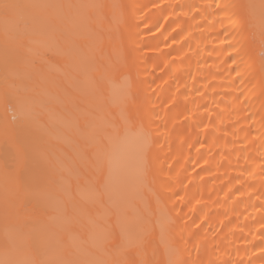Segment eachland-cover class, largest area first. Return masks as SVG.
<instances>
[{
	"label": "bare ground",
	"instance_id": "obj_1",
	"mask_svg": "<svg viewBox=\"0 0 264 264\" xmlns=\"http://www.w3.org/2000/svg\"><path fill=\"white\" fill-rule=\"evenodd\" d=\"M19 2L103 7L41 8L18 19L23 57L8 84L28 114L23 125L6 111L0 58V251L6 225L50 227L52 210L26 189L63 176L70 198L56 195L67 212L48 232L58 250L63 242L68 251L71 238L80 242L70 249L78 258L94 252L110 262L164 264L167 242L183 264H264L261 0ZM101 78L130 83L123 110L100 99ZM125 118L152 133L148 185L132 196L102 193L100 203L82 198L88 181L104 182L89 158L93 137ZM17 139L28 147L25 162L10 159ZM89 219L113 232L121 220L142 224L144 249L99 252Z\"/></svg>",
	"mask_w": 264,
	"mask_h": 264
},
{
	"label": "snow or ice",
	"instance_id": "obj_2",
	"mask_svg": "<svg viewBox=\"0 0 264 264\" xmlns=\"http://www.w3.org/2000/svg\"><path fill=\"white\" fill-rule=\"evenodd\" d=\"M49 7H90L101 8L103 5H47L34 3H20L19 0H0V58H2L5 88L3 99L6 111L11 110L13 117L21 125L27 119L23 103L13 95L8 81H10L19 67L23 57V33L19 29L18 19L23 16H30L41 8ZM184 7V5H177ZM188 7H197L190 5ZM215 7H221L219 4ZM224 7H230L224 5ZM249 7H254L249 5ZM262 13H264V0H261ZM198 10V9H197ZM262 39H264V28H262ZM235 62V61H233ZM239 75V73H237ZM131 85L127 79L120 81L101 78L94 84V89L100 99L112 107L123 110L130 98ZM107 90V96H105ZM93 151L90 153V161L97 173L104 175V182L99 187L94 182L88 181L87 187L81 192L82 198L101 202V195L118 192L124 196L137 194L149 183V173L151 170L150 151L153 146L152 133L143 125L134 123L125 118L123 123L116 124L106 122L102 134L96 135L92 139ZM15 148L14 158L17 163L28 160L29 151L27 145L20 140L12 143ZM61 169L71 175V170ZM27 172V168H25ZM30 183V179L27 180ZM66 181L61 176L54 186L43 188H27L26 190L40 202L50 208L53 215L50 217L51 225L44 231H37L29 226H16L9 228L7 225L4 232L3 249L0 251V264H125L122 260L107 261L97 258L94 252L85 253L86 258H78L73 255L70 249L79 248L80 242L69 239L67 241L68 251H63L64 243L59 242V249L54 247L48 239V232L58 229L66 215L67 208L56 191L63 192L64 196H69L65 188ZM239 191V190H237ZM70 198V196H69ZM264 207V205H262ZM90 238L93 240L97 250L103 254H120L130 248L143 250L145 247L146 229L142 224L132 225L121 220L118 223V232H113L107 225H99L94 220L89 219ZM162 236L166 232L165 221L160 222ZM114 238L118 243L113 248H106ZM164 264H183L177 258L175 248L165 242ZM264 253V248H261ZM45 254L47 258L36 259L37 255ZM141 264H146L142 261Z\"/></svg>",
	"mask_w": 264,
	"mask_h": 264
},
{
	"label": "rangeland",
	"instance_id": "obj_3",
	"mask_svg": "<svg viewBox=\"0 0 264 264\" xmlns=\"http://www.w3.org/2000/svg\"><path fill=\"white\" fill-rule=\"evenodd\" d=\"M63 98H64V96H63ZM5 145H6V144H5ZM6 146H7V145H6ZM6 148H7V147H6ZM4 149H5V147L3 146V147H2V151H3ZM3 153H4V152H3ZM11 156H12V157H10V159H13V158H14V157H13V154H11ZM2 159H5V158H2ZM7 167L9 168V171H10V170L13 169L14 166H13V164H8Z\"/></svg>",
	"mask_w": 264,
	"mask_h": 264
}]
</instances>
